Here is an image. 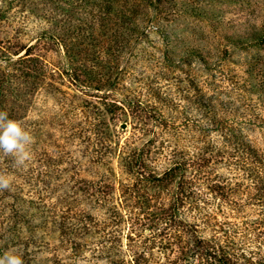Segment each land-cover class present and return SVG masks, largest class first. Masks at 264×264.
I'll use <instances>...</instances> for the list:
<instances>
[{
	"label": "rangeland",
	"instance_id": "1",
	"mask_svg": "<svg viewBox=\"0 0 264 264\" xmlns=\"http://www.w3.org/2000/svg\"><path fill=\"white\" fill-rule=\"evenodd\" d=\"M233 102L264 116V0H0V111L33 138L23 165L0 151V256L223 264V248L227 264H264L248 172L188 166L186 198L163 175ZM247 135L264 150L262 128Z\"/></svg>",
	"mask_w": 264,
	"mask_h": 264
},
{
	"label": "trees",
	"instance_id": "2",
	"mask_svg": "<svg viewBox=\"0 0 264 264\" xmlns=\"http://www.w3.org/2000/svg\"><path fill=\"white\" fill-rule=\"evenodd\" d=\"M220 105L221 108L226 110L230 109L238 115L228 121L213 110V114L208 118L213 126L210 130H215L216 134L214 136H211L208 132L204 134L203 138L200 140L201 145L197 158L187 157L186 159L182 158L181 160H176L173 166L166 170L163 175L165 177H174L178 175L180 178L181 198H186L187 195L184 191H189L190 189L188 187L189 178L185 175L188 166H190L191 169H195L196 167L197 171L199 169L201 170L202 166H208L211 162L230 161L239 165L245 172H248L251 176L253 188L256 191V198L262 197L264 196V150L260 145H256L253 139L248 138L247 133L250 129H255L257 126L264 130V116L247 113L246 108L242 107L237 102L226 103L225 106H222V104ZM203 106L206 110L205 116H207L208 110L212 107L213 109L215 108L212 104L204 103ZM152 144L151 142V145ZM143 150L144 149H140L135 155L134 153L136 152H132V156H135L132 159L134 166L137 164L139 167L143 166L144 168ZM203 172L205 171L203 170ZM216 178L217 177L211 179L213 189L215 188L219 193L224 194L227 186L224 182ZM9 228L11 229V227ZM222 251L223 255L219 254V260H221L223 264H227L228 260L225 257L227 255H225L223 248H219V252L222 253Z\"/></svg>",
	"mask_w": 264,
	"mask_h": 264
},
{
	"label": "clouds",
	"instance_id": "3",
	"mask_svg": "<svg viewBox=\"0 0 264 264\" xmlns=\"http://www.w3.org/2000/svg\"><path fill=\"white\" fill-rule=\"evenodd\" d=\"M32 139L20 122L10 119L6 111H0V151L10 156L14 165H23L31 158ZM10 182L11 177L0 174V189L8 188ZM0 264H23V261L19 255L5 252L0 256Z\"/></svg>",
	"mask_w": 264,
	"mask_h": 264
}]
</instances>
